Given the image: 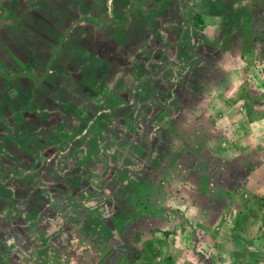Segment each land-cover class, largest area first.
Returning <instances> with one entry per match:
<instances>
[{"label":"rangeland","instance_id":"obj_1","mask_svg":"<svg viewBox=\"0 0 264 264\" xmlns=\"http://www.w3.org/2000/svg\"><path fill=\"white\" fill-rule=\"evenodd\" d=\"M263 198L264 0H0V264H264Z\"/></svg>","mask_w":264,"mask_h":264},{"label":"trees","instance_id":"obj_2","mask_svg":"<svg viewBox=\"0 0 264 264\" xmlns=\"http://www.w3.org/2000/svg\"><path fill=\"white\" fill-rule=\"evenodd\" d=\"M260 206V210L262 212V217H261V221H262V227L264 229V198L262 199V201L260 202L259 204ZM263 238H264V231H263ZM127 239V238H126ZM127 243H129L127 240H126ZM149 248H150V245H149ZM134 261V260H133ZM134 264V262H133Z\"/></svg>","mask_w":264,"mask_h":264},{"label":"water","instance_id":"obj_3","mask_svg":"<svg viewBox=\"0 0 264 264\" xmlns=\"http://www.w3.org/2000/svg\"><path fill=\"white\" fill-rule=\"evenodd\" d=\"M102 23H100V25H101ZM61 45H62V43L60 44V46H59V48H58V50L61 48ZM34 77V76H33Z\"/></svg>","mask_w":264,"mask_h":264},{"label":"crops","instance_id":"obj_4","mask_svg":"<svg viewBox=\"0 0 264 264\" xmlns=\"http://www.w3.org/2000/svg\"><path fill=\"white\" fill-rule=\"evenodd\" d=\"M117 101H118V98H117Z\"/></svg>","mask_w":264,"mask_h":264}]
</instances>
